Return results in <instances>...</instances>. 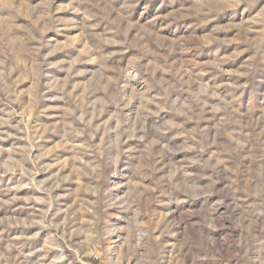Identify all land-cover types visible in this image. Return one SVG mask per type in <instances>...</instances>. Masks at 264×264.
<instances>
[{"label":"rangeland","instance_id":"1","mask_svg":"<svg viewBox=\"0 0 264 264\" xmlns=\"http://www.w3.org/2000/svg\"><path fill=\"white\" fill-rule=\"evenodd\" d=\"M0 264H264V0H0Z\"/></svg>","mask_w":264,"mask_h":264}]
</instances>
